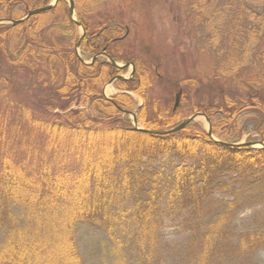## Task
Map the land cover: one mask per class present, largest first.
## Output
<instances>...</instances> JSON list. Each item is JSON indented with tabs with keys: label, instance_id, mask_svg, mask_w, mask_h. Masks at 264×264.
<instances>
[{
	"label": "trees",
	"instance_id": "trees-1",
	"mask_svg": "<svg viewBox=\"0 0 264 264\" xmlns=\"http://www.w3.org/2000/svg\"><path fill=\"white\" fill-rule=\"evenodd\" d=\"M225 1L208 0L209 6L197 14L195 31L203 49L218 57V74L209 83L221 86H212L214 90L192 105L191 111L208 116L217 140L196 122L157 135L135 129L121 117L123 108L136 106L131 92L144 99L136 118L146 129L167 130L186 116L150 96L147 61L123 48L115 50L128 29L118 23L93 22L92 2L80 0L77 21L70 17L67 1L60 0L46 11L50 14L46 24L37 15L15 26L0 24V215L6 230L0 264H85L78 236L83 225L84 230L104 234L98 238L99 250L112 264H126L127 258L135 264H159L153 249L143 243L154 238L152 217L160 203L153 192L162 187L159 172L141 170L144 157L172 155L183 160L165 177L164 194L171 201L181 200L184 208L199 202L225 173L250 183L258 180L264 171V147L233 144L242 135L238 116L264 112V87L254 82L251 92L239 96L237 91L226 92L223 82L239 78L250 54L264 58V0ZM44 2L0 0V20H19L31 9L45 6ZM79 23L86 30L84 36L76 33ZM81 39L80 49L87 57L105 52L116 62L135 64L132 79L115 81L123 92L112 100L103 96L102 87L124 68L103 57L87 64L78 55ZM7 64L11 72L33 75L36 84L50 88L60 101L55 103L59 111L48 108L51 116H39L30 105L15 100L6 87L10 78L3 74ZM156 66L152 65L155 70ZM215 90L220 91L217 97L212 94ZM182 98L189 101L188 92ZM88 102L90 107L85 106ZM257 125L264 144V117ZM140 174L144 179H138ZM141 186L145 187L141 190ZM138 189L145 195L136 201L139 204L133 209L118 208L117 202ZM9 202L26 213L22 224L6 210L9 206H3ZM250 235L244 238L245 248L260 241L257 234Z\"/></svg>",
	"mask_w": 264,
	"mask_h": 264
},
{
	"label": "rangeland",
	"instance_id": "rangeland-1",
	"mask_svg": "<svg viewBox=\"0 0 264 264\" xmlns=\"http://www.w3.org/2000/svg\"><path fill=\"white\" fill-rule=\"evenodd\" d=\"M53 1L45 0L44 3L47 5ZM74 1L73 17L78 19L77 10L81 3L80 0ZM85 1L95 5L93 22H105L108 25L118 23L128 29L127 37L122 43L116 45L115 50L123 48L125 52L141 55L147 61V66L151 69L148 75L152 82V87L148 91L150 96L158 97L161 105L172 110L176 102V94L182 92L179 111L186 117L179 123L196 114L191 111V106L198 104L206 97L211 88L214 90L212 86H221L217 83H209V81L213 82L218 74L216 71L218 57L215 53L203 49V44L197 39L195 32L199 28L197 14H201V10L209 6L208 0ZM37 16L44 24L50 20V14L46 12L39 13ZM206 26H211V23ZM76 33L77 35L83 33V24L77 26ZM251 47L252 45L249 46ZM79 51L86 62L92 61V56L83 55L80 48ZM261 59L264 58L256 59L253 53L250 54V57L245 60V66L241 68L239 78L234 82H223L225 91H237L239 96H246L254 89V82H257L254 86L263 88L264 64ZM119 63L124 64L123 61ZM153 64L157 65L156 70L152 67ZM9 67L8 64L3 66V74L6 78H10L6 87L9 93H13L12 97L15 100L18 99L30 105L34 108V113L39 116H51V113L46 112L48 108L52 112L59 111L57 108L59 106L55 103L60 101H57L56 95L53 97L50 88L36 84L33 75L16 70L13 73L11 72L13 69ZM131 73L132 66H129L124 68L121 75L129 78ZM220 80L226 81L223 77ZM208 84L212 85L209 87ZM116 87L115 83L104 85L102 87L104 96L112 97L121 93L122 91ZM184 91L188 92L189 101L182 98ZM212 92L214 97L220 95L218 90ZM131 94L137 102L134 108L144 104L141 95L135 92ZM184 104L187 107H183ZM85 106L90 107V103L88 102ZM121 117L133 122L130 114L123 113ZM263 117L262 111L240 114L238 124L242 135L237 141L243 144L259 140L261 134L255 128L258 122L263 121ZM193 122L208 131L209 122L204 115H199ZM139 126L143 127L140 122ZM182 161L172 155L159 156L154 160L148 157L142 159L141 170L159 172L158 185L162 187L160 191L153 192L160 205L152 217L154 238L151 242L147 240L143 243L144 247L153 249L159 264H264V171L258 175V180L256 179L254 183L234 173H225L221 176L219 184L216 185V182L211 186L213 189L209 190L199 202L184 208L181 200L171 201L164 194L165 177L171 175L172 168ZM189 163L188 161L187 164ZM139 178L144 179V174H140ZM144 187L141 186V190ZM141 190L131 193L125 201L117 202L118 208L133 209L140 203L138 201L136 204V201H141L145 197ZM3 206H9L6 210L10 209L18 225L26 220V213L24 216L16 203L9 202ZM1 209L6 211L4 208ZM1 217L2 215H0V247L6 237V230L1 227ZM16 217L21 218V221L19 222ZM84 229H87L85 225L78 236L85 264H112L110 257L104 258V252L99 250L98 238L104 234L92 231V228ZM252 234H257L260 241L256 245L245 248L244 238L248 235L252 238ZM205 249H207L206 253H204ZM126 264L135 263L127 258Z\"/></svg>",
	"mask_w": 264,
	"mask_h": 264
},
{
	"label": "water",
	"instance_id": "water-1",
	"mask_svg": "<svg viewBox=\"0 0 264 264\" xmlns=\"http://www.w3.org/2000/svg\"><path fill=\"white\" fill-rule=\"evenodd\" d=\"M60 0H54L52 3H50V4H48V5H46V6H43V7H39V8H36V9H33V10H30L29 11V13H28V15L27 16H25V18L23 17V18H21V19H19V20H8V19H4V20H0V24L1 23H8V22H10V23H12V24H19V23H21V22H23V21H25V20H27V18H30L31 16H33V15H36V14H39V13H41V12H45V11H48V10H51L52 8H54L57 4H58V2H59ZM69 5H70V15L71 16H74V13H75V1L74 0H69ZM83 31H84V33H85V29L83 28ZM81 45V42H79L78 43V47ZM102 55H104V54H102ZM106 57H108L110 60H111V63L114 65V66H117V67H128V66H132V73H131V76L132 75H134V72H135V66H134V64H132L131 65V63H127V64H125V65H119L115 60H113V59H111V57L110 56H106ZM95 58L96 57H94V60H95ZM131 76H129V78L131 77ZM117 79H122V80H124V79H128V78H126V77H123V75L121 76V75H118L116 78H111V80L109 81V85L111 84L112 85V83L115 81V80H117ZM177 95V97H176V102H175V106H174V110H176L179 106L178 105H180V100H181V92H179L178 94H176ZM125 111V113H129V114H131L133 117H134V123H135V125H136V129H141V130H143V131H146V132H150V133H154V134H157V135H164V134H170V133H174V132H177V131H180V130H182L183 128H185L191 121H195L196 119H197V117L200 115V114H194V115H191V117H189L188 119H186L185 121H183V122H181L180 124H178L177 126H175V127H173V128H171V129H168V130H151V129H146V128H140V127H138V121H137V118H136V114H135V112H131V111H128V110H124ZM207 118V121H209V128H208V133H209V135L211 136V134H212V126L210 125L211 124V122H210V120L208 119V117H206ZM255 143L257 144H260L262 147H264V144H263V142H249L248 143V145H250V146H254L255 145Z\"/></svg>",
	"mask_w": 264,
	"mask_h": 264
}]
</instances>
